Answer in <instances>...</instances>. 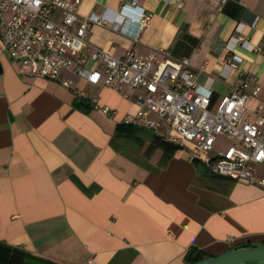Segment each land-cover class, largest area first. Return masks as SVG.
Returning a JSON list of instances; mask_svg holds the SVG:
<instances>
[{
	"label": "crops",
	"instance_id": "1",
	"mask_svg": "<svg viewBox=\"0 0 264 264\" xmlns=\"http://www.w3.org/2000/svg\"><path fill=\"white\" fill-rule=\"evenodd\" d=\"M122 2L80 1L81 17L118 24L117 30L94 24L86 55L95 47L117 59L131 51L187 60L201 69L197 83L210 88L214 108L246 71L261 89L246 99L244 114L255 121L251 113L261 104L264 116V0H138L150 15L143 28L136 22L140 8L118 18ZM5 54L0 42L2 262L188 264L191 248L215 257L264 244V189L216 176L192 161L187 146L123 123L143 91L117 92L69 70L61 73L71 81L65 88L28 76ZM230 56L240 62L225 70ZM76 92L84 93L87 112L74 107ZM256 175L264 176L263 165Z\"/></svg>",
	"mask_w": 264,
	"mask_h": 264
},
{
	"label": "built area",
	"instance_id": "2",
	"mask_svg": "<svg viewBox=\"0 0 264 264\" xmlns=\"http://www.w3.org/2000/svg\"><path fill=\"white\" fill-rule=\"evenodd\" d=\"M80 1L0 0V42L5 55L25 67L28 76L60 81L65 88L71 87V81L61 80V73L69 70L91 84L101 82L117 92L143 91L136 112L124 116L123 123L152 130L173 145L187 146L192 161L205 164L216 176L264 189V176L256 175L257 167L264 166L263 107L260 104L252 111L255 121L244 114L246 99L258 97L261 86L257 80L242 72L211 111L212 92L197 83L201 69H193L187 60H174L166 54L158 61L155 55L141 58L131 51L117 59L95 47L86 55V37L94 24L112 30L118 24L105 16L81 17ZM138 8V0H123L118 18L126 10ZM148 19L150 15L140 8L136 18L140 28ZM236 41L245 43L239 37ZM239 62L238 57L230 56L223 69H236ZM89 63L101 70L88 67ZM96 102L91 98L93 105ZM102 111L109 112L107 108ZM220 138L228 144L215 149Z\"/></svg>",
	"mask_w": 264,
	"mask_h": 264
},
{
	"label": "water",
	"instance_id": "3",
	"mask_svg": "<svg viewBox=\"0 0 264 264\" xmlns=\"http://www.w3.org/2000/svg\"><path fill=\"white\" fill-rule=\"evenodd\" d=\"M194 264H264V244L231 248Z\"/></svg>",
	"mask_w": 264,
	"mask_h": 264
},
{
	"label": "trees",
	"instance_id": "4",
	"mask_svg": "<svg viewBox=\"0 0 264 264\" xmlns=\"http://www.w3.org/2000/svg\"><path fill=\"white\" fill-rule=\"evenodd\" d=\"M74 105H75L74 107H76L80 110H84V112H87L90 109L89 105L86 104V101L83 97L82 98L78 97V99L74 102ZM248 245H250V244H247L246 246H248ZM198 251L199 250H197L196 248H191V250L187 254L188 264H194V263H197V261L199 262L203 259L208 258V257L202 256L201 253ZM2 261H4V260L1 259L0 264H8L7 262L4 263Z\"/></svg>",
	"mask_w": 264,
	"mask_h": 264
},
{
	"label": "rangeland",
	"instance_id": "5",
	"mask_svg": "<svg viewBox=\"0 0 264 264\" xmlns=\"http://www.w3.org/2000/svg\"><path fill=\"white\" fill-rule=\"evenodd\" d=\"M210 110L213 111L214 110V107L210 106ZM228 142L227 141H224L222 140L221 138L217 140V143H215V149L218 148L220 149V147H224L225 145H227ZM31 264V263H30Z\"/></svg>",
	"mask_w": 264,
	"mask_h": 264
}]
</instances>
